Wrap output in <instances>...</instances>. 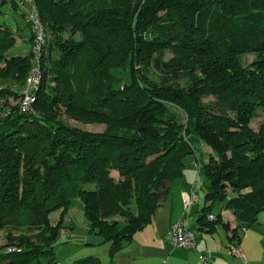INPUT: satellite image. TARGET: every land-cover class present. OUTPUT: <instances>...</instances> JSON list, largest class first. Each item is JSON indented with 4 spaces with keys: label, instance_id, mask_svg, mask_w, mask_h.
I'll use <instances>...</instances> for the list:
<instances>
[{
    "label": "trees",
    "instance_id": "trees-1",
    "mask_svg": "<svg viewBox=\"0 0 264 264\" xmlns=\"http://www.w3.org/2000/svg\"><path fill=\"white\" fill-rule=\"evenodd\" d=\"M30 1L24 13L28 1L0 0V14L10 4L26 14L33 43L34 5L45 33L33 112L19 106L0 116V228L27 230L10 231L16 249L0 248V264H59L63 229L49 215L78 201L88 222L85 245L109 244L116 264L188 160L208 177L201 225L222 219L215 206L224 201L237 220L226 224L232 238L259 221L264 119L257 129L250 123L264 107V0ZM15 29L0 20V61L8 69L0 79L11 80L0 93L20 98L33 51L5 53ZM253 50L259 58L245 66L239 56ZM65 117L105 129L84 130ZM203 144L215 154L208 162ZM73 264L102 260L90 254Z\"/></svg>",
    "mask_w": 264,
    "mask_h": 264
},
{
    "label": "crops",
    "instance_id": "crops-1",
    "mask_svg": "<svg viewBox=\"0 0 264 264\" xmlns=\"http://www.w3.org/2000/svg\"><path fill=\"white\" fill-rule=\"evenodd\" d=\"M197 175V169L188 160L184 174L173 181L169 194L156 209L153 221L139 230L130 245L114 256L116 264H205L199 257L200 253L209 257L211 264H264V212L260 214L258 222L240 228L238 238L231 237L230 228L237 225V220L225 208V201L215 206V213L221 212L222 219L212 227L201 225L199 217L209 204L206 188H198L188 211L183 203V193L190 191ZM201 179L203 180L202 175ZM181 219L185 220L189 228H199L196 247H179L173 244L171 230L174 223ZM233 245L241 247L242 255L229 252ZM95 254L100 256L102 264H110L109 254L106 259L98 252Z\"/></svg>",
    "mask_w": 264,
    "mask_h": 264
},
{
    "label": "rangeland",
    "instance_id": "rangeland-1",
    "mask_svg": "<svg viewBox=\"0 0 264 264\" xmlns=\"http://www.w3.org/2000/svg\"><path fill=\"white\" fill-rule=\"evenodd\" d=\"M28 1L26 3V6L22 9L24 13H27V9L31 7V1L30 0H24ZM1 9L2 14H0V20L12 23L13 21L20 29L14 30V37L15 42L12 46H9L5 53L7 55L10 54H18L20 56H25L27 54L32 53V46L33 42L30 40L29 37L31 36V29L29 27V24L26 20V14L23 15L22 13L16 11L13 6L5 5ZM20 31L23 37L20 35ZM66 34V33H65ZM69 35V34H68ZM259 53L256 51H249L246 53L241 54L239 57L241 59V62L245 66H249L250 64L254 63L259 58ZM51 58L46 59V67H51V59L57 58V52L53 51L51 54ZM172 54L168 52L167 58H169ZM8 71L7 67L5 66V61H0V74L6 73ZM157 76L156 74H153V76ZM1 78V77H0ZM127 80H129V77H127ZM48 82L52 85L55 84V80L52 79V75L49 74L48 76ZM184 82V81H183ZM11 80H4L0 79V86L1 87H7V85H10ZM13 86V85H12ZM214 99V96H206L204 98V101H210ZM20 106V98H15L14 96L8 95V94H2L0 93V116H4L7 114V109H15L19 108ZM257 114L255 117H253L251 121V127L253 129H257L260 122L264 119V107H260L257 109ZM67 121L75 125L77 127H80L84 130L89 131H103L105 129L104 124H96V123H86L83 121L75 120L67 118ZM202 151L204 153V160L208 162L210 155H215L213 152V149L203 144ZM113 176H115L116 179L119 178V174L117 171H113ZM203 180L207 181L208 177L203 172L202 174ZM49 221L50 224L56 225L61 224L62 225V231L60 232L57 242H56V255L59 261V264H73L75 259H79L85 256H88L90 254H95L96 252L100 253L101 256H103L105 259L108 256V246L109 244H101L98 246H86L85 241L87 238V226L88 222L85 217L83 208L81 203L74 202L70 205H67L66 207H61L57 209L56 211H53L49 215ZM12 231V233L10 232ZM22 231H27L25 229L21 230H14L9 227L0 228V248L9 246L10 242L12 240L8 239L9 234L13 236H18L21 234ZM12 244H16L15 242ZM97 248V249H96Z\"/></svg>",
    "mask_w": 264,
    "mask_h": 264
},
{
    "label": "built area",
    "instance_id": "built-area-1",
    "mask_svg": "<svg viewBox=\"0 0 264 264\" xmlns=\"http://www.w3.org/2000/svg\"><path fill=\"white\" fill-rule=\"evenodd\" d=\"M28 14L29 20L33 23V30L35 33V39L32 46L33 66L26 83L20 90V107L24 111L33 112V104L35 102L34 90L38 87L42 77V68L40 61L42 59L43 47L45 43V33L39 12L36 10V7L34 5L33 8L28 12ZM196 166L199 170L196 181L189 192L183 193V203L186 211L189 210L190 206L193 203L194 194L197 192L198 188L202 187L204 184L203 180L201 179L200 166L197 164ZM208 219L215 220L216 215L214 213H211L208 215ZM198 234V228H189L186 225L185 220L182 219L175 222L171 230L172 242L175 246L179 247H196ZM15 249L16 247L14 246L7 247L8 251H12ZM229 252L233 255H242V249L239 245L231 246ZM199 257L205 264L212 263L211 259L203 253H200Z\"/></svg>",
    "mask_w": 264,
    "mask_h": 264
}]
</instances>
